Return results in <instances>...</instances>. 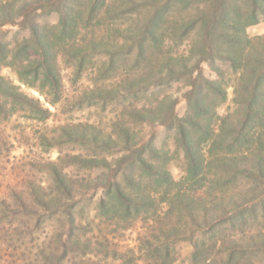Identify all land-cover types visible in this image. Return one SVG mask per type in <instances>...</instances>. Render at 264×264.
Listing matches in <instances>:
<instances>
[{
	"label": "trees",
	"instance_id": "16d2710c",
	"mask_svg": "<svg viewBox=\"0 0 264 264\" xmlns=\"http://www.w3.org/2000/svg\"><path fill=\"white\" fill-rule=\"evenodd\" d=\"M114 1L0 0V27L16 25L26 31L27 35L22 39L24 49L27 52L33 51L32 54H26L24 59L16 61L12 54H4L0 50V68L7 66L18 76L24 72L27 75L33 74L34 78L41 77L43 85L39 87V92L44 96L45 103L54 105L60 98V78L55 66L58 51L53 46L55 41L61 42L63 46L64 43L74 41L82 30L88 28L86 32H89L91 40L103 39L97 35L101 29L94 27L101 23L104 13L110 11V5L116 4ZM137 1L128 0L126 4L134 6ZM194 1L197 5L189 8L188 15L191 18L183 29V33L190 36L188 45L193 54L177 58L183 63L181 70L170 68L166 76L176 77L177 80L182 78L185 90L181 96L188 109L183 115L177 114L175 108L178 97H174L175 92L165 95L158 104L133 107L140 114V122L156 123L173 131L175 145L181 150L186 164L184 179H188L190 184L185 187L181 185L183 182H175L164 166L165 162L161 163L153 157L155 150L151 142H132L127 126L122 127L120 135L123 136L121 140L118 139L120 141L113 135H103L101 132L99 135L91 131L81 134L78 141H90L96 149L101 148L86 157L80 153L69 157L76 164L84 162L89 168L100 170V176L93 179V194L100 193L96 205L98 217L133 219L141 216L144 222L159 223L154 227L157 233L152 235L154 242L149 239L144 241V247L138 248L140 253L137 255H133L134 251H131V255L123 254L110 235L101 230L98 235L89 236L90 230L87 228L88 225L90 227V221L83 225L76 222L75 216V208L81 201L78 196H83L85 183H76L70 179L60 158V165L50 162L53 176L50 193L43 192L44 188L38 185L29 188V200L18 195L21 206L34 207L32 213L37 219V225L43 218L45 221L55 215L62 217V229L54 236L56 247L50 250L49 256L41 254L48 264H69L76 259L81 264H100L107 260H124L121 264H136L139 260L146 261V258H150L153 264H170L173 260L170 246L181 240L183 235L180 234L181 227L162 223L159 219L167 218L175 211L179 218L183 214L198 218L197 211L204 217V211L212 209L207 203L199 204L194 200V184L198 188L208 181L226 185L239 177H256L259 180L264 177V35L248 38L244 33L246 26L256 23L258 17L264 15V0H244L249 5L246 15L236 7L238 0ZM118 6L121 8L122 4ZM164 7V4L161 5L151 21L139 30L136 28L138 34L134 30L140 52L155 42L162 46L163 40H158L161 36L159 31L167 21L168 7ZM128 10L126 7L120 11L125 13ZM40 12L54 14L56 19L50 24L41 23L37 18ZM242 16L247 19L242 20ZM93 20L95 23H92ZM109 26L107 30L111 28ZM216 61L227 64L234 74L232 86L239 115L238 119L235 117L228 124L222 117L216 116L215 112L216 107L226 99L228 85L222 73H216L215 78L204 73V66L211 68ZM161 74L157 81L140 91L147 92L150 87L162 85L164 78ZM19 80L28 87L34 86L24 79ZM15 111H22L29 118L39 121L52 114L39 98L27 94L19 85L0 74V114L8 117ZM214 119L219 120L220 124L217 125ZM70 126H59L68 138L71 136L68 133V129L72 130ZM88 128L96 129L93 125ZM113 146L117 157L109 159L108 154L111 153L103 148ZM102 150L106 153H102ZM159 188H162V195L157 198ZM247 202L248 199L231 209H219L220 215L211 218V225L216 226L222 221L229 223L238 215L237 212L242 213L246 209ZM0 203L1 209L8 214L16 213L5 198ZM162 204L165 208L167 206L164 212L161 211ZM32 231L28 229V233ZM141 250L146 257L142 256ZM70 252L73 253L71 257Z\"/></svg>",
	"mask_w": 264,
	"mask_h": 264
},
{
	"label": "rangeland",
	"instance_id": "374dc122",
	"mask_svg": "<svg viewBox=\"0 0 264 264\" xmlns=\"http://www.w3.org/2000/svg\"><path fill=\"white\" fill-rule=\"evenodd\" d=\"M114 2L116 4L110 5V11L104 13L101 23L94 27L101 29L97 35L103 39L91 40L89 32H86L88 28L82 30L74 41L64 43L63 46L61 42L55 41L53 46L58 51L55 66L60 78V98L54 105L45 103L44 96L39 92V87L43 85L41 77L34 78L33 74L27 75L24 72L18 76L7 66L0 68V74L19 85L27 94L39 98L52 112L43 121L31 119L22 111H15L8 117L0 114V201L5 198L9 207L16 210V213L8 214L1 209L0 203V264H48L41 254L49 256L50 250L56 247L54 236L62 229V217L55 215L45 221L43 218L37 225V219L32 213L34 207L21 206L18 195L26 199L29 188L38 185L44 188L43 192L52 191L51 161L59 165L63 161L70 179L76 183H85L83 196H78L81 201L75 208V216L76 222L83 225L90 221L92 228L89 225L87 228L90 230L89 236L98 235L100 230L107 233L118 250L126 255H131L133 251V255L139 254L138 248L144 247L145 240L154 242L152 235L157 233L154 227L158 222H144L141 216L133 219L98 217L96 205L100 193L93 194V179L100 176V170L91 169L84 162L76 164L69 157L77 153L86 157L101 148L96 149L90 141H78L81 134L91 131L99 135L101 132L121 140L122 127L127 126L132 142H151L155 150L153 157L161 163L165 162L164 166L175 182H183L181 185L185 187L190 184L188 179H184L186 164L181 150L175 145L173 131L156 123L140 122V114L133 107L158 104L165 95L175 92L174 97H178L175 108L177 114L183 115L188 109L181 96L185 90L182 78L177 80L176 77L166 76L170 68L181 70L183 63L177 58L193 54L188 45L190 36L183 33V29L191 18L188 15L189 8L196 6L197 2L138 0L134 6H128V0ZM244 2L238 0L235 5L246 15L249 5ZM119 3L122 4L121 8L117 7ZM163 4L168 10L167 21L159 31L161 36L158 42L163 40L162 46L155 42L140 52L135 33L154 18L155 12ZM126 7L129 10L121 13L120 10ZM244 17L242 20L247 19ZM37 18L46 24L56 19L54 14L45 12H40ZM108 24L111 28L113 25V29L107 30ZM244 31L248 38L264 35V15L259 16L256 23L246 26ZM26 35L27 32L16 25L0 27V50L4 54H12L16 61L24 59L26 54L33 53L32 50L27 52L24 49L22 39ZM218 72L222 73L228 86L226 99L216 107L215 112L216 116L222 117L228 124L235 117L238 119L239 115L232 86L234 74L227 64L219 61L211 68L204 66V73L210 78H215ZM160 73L164 78L162 85L150 87L147 92L140 91L157 81ZM19 79L34 86L28 87ZM216 123L220 124L219 120ZM65 124L72 126L71 131L68 129L71 134L69 138L59 129L60 125ZM89 125L96 129H89ZM115 149L114 146L103 148L114 154H108L109 159L117 157ZM103 150L102 153H106ZM201 185L198 188L196 184L192 186L193 190L196 189V199H193L199 204L207 203V206L212 207L204 211V217L197 211L198 218L185 214L179 218L175 211L167 218L159 219L162 223L181 227L180 234L183 235L181 240L170 246L173 258L170 264H264V177H260V180L256 177H239L226 185L209 181ZM159 191L157 198L161 197L162 188ZM247 199L249 202L246 209L242 213L237 212L238 215L229 223L222 221L216 226L211 225V218L220 215L219 209H231ZM162 207L161 211H166L167 206L165 208L162 204ZM29 228L33 229L30 233ZM141 253L146 257L143 250ZM72 254L70 252L69 256ZM146 259L136 264H153L150 258ZM122 262L107 260L100 264ZM69 264L81 262L76 259Z\"/></svg>",
	"mask_w": 264,
	"mask_h": 264
}]
</instances>
